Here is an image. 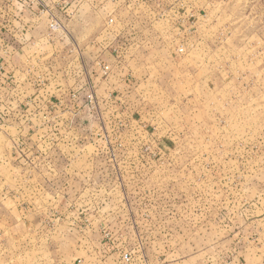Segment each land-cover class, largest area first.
Returning a JSON list of instances; mask_svg holds the SVG:
<instances>
[{
	"label": "rangeland",
	"instance_id": "rangeland-1",
	"mask_svg": "<svg viewBox=\"0 0 264 264\" xmlns=\"http://www.w3.org/2000/svg\"><path fill=\"white\" fill-rule=\"evenodd\" d=\"M13 1L0 264H264V0Z\"/></svg>",
	"mask_w": 264,
	"mask_h": 264
},
{
	"label": "crops",
	"instance_id": "crops-1",
	"mask_svg": "<svg viewBox=\"0 0 264 264\" xmlns=\"http://www.w3.org/2000/svg\"><path fill=\"white\" fill-rule=\"evenodd\" d=\"M31 1H23L26 3L27 8H24V13H22L23 16L29 14L28 18L34 15L33 7L29 6ZM16 12V17L17 15L21 16V11ZM20 18L16 21L17 23H11V27L13 26L12 28L3 30L0 24V28L2 29H0V96L3 95V92L6 94L9 91L16 79L17 70L22 66V68L25 67V63L30 60L31 55L34 53V47L42 42L41 38L36 37L38 32L35 24L31 23L32 21L29 20L21 21ZM22 57L27 59L25 63L19 60H24Z\"/></svg>",
	"mask_w": 264,
	"mask_h": 264
},
{
	"label": "built area",
	"instance_id": "built-area-1",
	"mask_svg": "<svg viewBox=\"0 0 264 264\" xmlns=\"http://www.w3.org/2000/svg\"><path fill=\"white\" fill-rule=\"evenodd\" d=\"M31 3H32V1H31ZM46 11L48 13V29H49V31H55L60 26L58 17L54 12L49 11V10H46ZM111 21H112V19L110 18L109 23Z\"/></svg>",
	"mask_w": 264,
	"mask_h": 264
}]
</instances>
